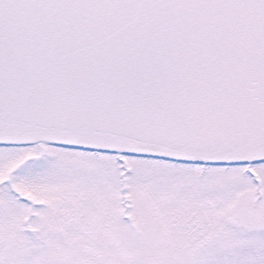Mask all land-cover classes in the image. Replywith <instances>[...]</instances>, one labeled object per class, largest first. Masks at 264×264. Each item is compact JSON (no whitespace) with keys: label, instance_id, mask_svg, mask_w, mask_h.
Returning <instances> with one entry per match:
<instances>
[{"label":"snow or ice","instance_id":"6c2138e0","mask_svg":"<svg viewBox=\"0 0 264 264\" xmlns=\"http://www.w3.org/2000/svg\"><path fill=\"white\" fill-rule=\"evenodd\" d=\"M0 264H264V0H0Z\"/></svg>","mask_w":264,"mask_h":264}]
</instances>
